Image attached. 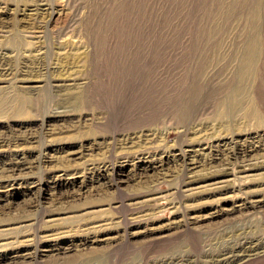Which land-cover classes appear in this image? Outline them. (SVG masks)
Listing matches in <instances>:
<instances>
[{
	"label": "rangeland",
	"instance_id": "rangeland-1",
	"mask_svg": "<svg viewBox=\"0 0 264 264\" xmlns=\"http://www.w3.org/2000/svg\"><path fill=\"white\" fill-rule=\"evenodd\" d=\"M257 142L264 0H0V264H264Z\"/></svg>",
	"mask_w": 264,
	"mask_h": 264
},
{
	"label": "bare ground",
	"instance_id": "bare-ground-1",
	"mask_svg": "<svg viewBox=\"0 0 264 264\" xmlns=\"http://www.w3.org/2000/svg\"><path fill=\"white\" fill-rule=\"evenodd\" d=\"M6 141V140H5ZM261 141V140H260ZM7 144V143H6ZM132 144V143H131ZM257 144V145H256ZM255 144V146H254V148H256L257 150L258 149H262V148H264V144L263 143H260V142H257ZM134 145V144H133ZM237 147V146H236ZM241 147H242V145H241ZM253 148V147H252ZM260 151V150H259ZM219 153V152H218ZM239 153L242 155V156H246V150H244L243 148H241L240 150H239ZM216 155V154H215ZM217 157H215L216 158V160H220V159H218V158H220V157H218V156H220L219 154H217L216 155ZM184 158V157H183ZM185 161H184V163L186 162V164L187 165H190V166H196V165H198L199 164V162H198V160L197 159H195V157H191V156H189V157H185ZM222 162V161H221ZM15 170V169H14ZM141 170V169H140ZM6 174V173H5ZM161 174V173H160ZM154 175V174H153ZM38 232V231H37ZM229 249V248H228ZM231 249V248H230ZM243 252V251H242ZM227 253V252H226ZM229 254V253H228ZM240 254V253H239ZM230 256V255H229ZM238 255H236V257H237ZM239 256H243V255H239ZM28 257V256H27ZM223 259H225L224 257H222ZM227 258V257H226ZM233 260H235V259H233ZM246 260V259H245ZM245 260H244V262H245ZM224 262H226V261H224ZM169 264V263H168Z\"/></svg>",
	"mask_w": 264,
	"mask_h": 264
}]
</instances>
